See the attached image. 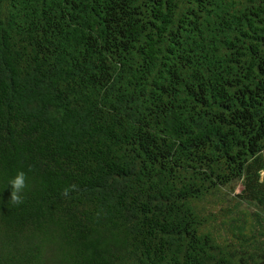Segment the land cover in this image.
<instances>
[{
    "label": "trees",
    "instance_id": "16d2710c",
    "mask_svg": "<svg viewBox=\"0 0 264 264\" xmlns=\"http://www.w3.org/2000/svg\"><path fill=\"white\" fill-rule=\"evenodd\" d=\"M0 264H264V0H0Z\"/></svg>",
    "mask_w": 264,
    "mask_h": 264
},
{
    "label": "clouds",
    "instance_id": "9594fccd",
    "mask_svg": "<svg viewBox=\"0 0 264 264\" xmlns=\"http://www.w3.org/2000/svg\"><path fill=\"white\" fill-rule=\"evenodd\" d=\"M27 177L24 172H18L14 178L9 181V185L11 186V193L9 202L13 205H18L23 203L22 193L28 187L27 185Z\"/></svg>",
    "mask_w": 264,
    "mask_h": 264
},
{
    "label": "rangeland",
    "instance_id": "374dc122",
    "mask_svg": "<svg viewBox=\"0 0 264 264\" xmlns=\"http://www.w3.org/2000/svg\"><path fill=\"white\" fill-rule=\"evenodd\" d=\"M241 190H242V187L238 186L237 189H236V193H240Z\"/></svg>",
    "mask_w": 264,
    "mask_h": 264
}]
</instances>
